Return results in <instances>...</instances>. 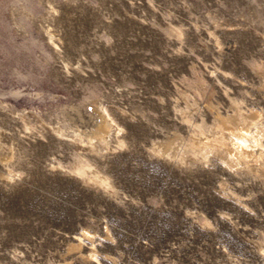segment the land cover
I'll return each mask as SVG.
<instances>
[{
	"label": "rangeland",
	"instance_id": "374dc122",
	"mask_svg": "<svg viewBox=\"0 0 264 264\" xmlns=\"http://www.w3.org/2000/svg\"><path fill=\"white\" fill-rule=\"evenodd\" d=\"M262 83L264 0H0V264H60L82 229L108 230L103 264H262L264 159L240 175L177 162L187 133L212 131L208 102L264 119ZM103 111L109 150L87 152L74 135ZM174 133L172 158L151 153Z\"/></svg>",
	"mask_w": 264,
	"mask_h": 264
},
{
	"label": "bare ground",
	"instance_id": "6f19581e",
	"mask_svg": "<svg viewBox=\"0 0 264 264\" xmlns=\"http://www.w3.org/2000/svg\"><path fill=\"white\" fill-rule=\"evenodd\" d=\"M48 37L51 40L53 38V35L51 33H48ZM237 82H234V83H237ZM262 84H264V83H262ZM261 86L262 85H260V87ZM252 89L256 90V89H254V86ZM262 89H263V87H262ZM257 90H256V92L260 93L259 99H263V102H264V91L262 90V92H259ZM221 93L224 94L223 92H221ZM261 94H262V96H261ZM226 97L229 99V105H230V108L228 107L229 105H227L228 108L225 107V108H227V110H225V109L223 111H221L220 109L218 110L217 109L218 105L214 106L212 104V102L211 103L208 102L207 106L209 107L210 111L212 112V119H213L212 131L210 128V129H208L210 132L207 131L206 129H204V130H206L207 132H203L202 130H201L202 132H199L200 130L198 129V131H197L198 133H196L195 130H194L195 132L192 134L187 133L188 134V136H187L188 138L186 140L187 144L184 145V148H182V150L184 149V151H186V152L181 151L182 153L180 154V156L178 155L180 160H177V162L181 161V162L186 163L188 165L189 163L194 164L195 162H198V161L204 162V160H206L207 158L208 159L214 158L213 161L216 160L221 165L222 170H225L226 172H230V174L231 173L232 174L237 173L240 175V174L244 173L245 171H246L245 173H247V169L248 170L250 169L249 167H253V165H255V167L258 166L256 164H258L257 162L259 160H261L260 158L264 159V140H263L264 139V119L260 115V114L263 115V113H260V109L258 110L259 111L258 112L257 108L256 109L255 108H248V109L246 108L245 110H243L242 109L243 104L241 105L242 108H240L238 103L235 101L236 98L232 99L229 96H226ZM263 102H262V104H263ZM246 107H248V106H246ZM261 107H262V105H261ZM221 109H222V107H221ZM185 111H187V110H185ZM182 112H184V111H182ZM96 116H97L98 120L95 123L93 128H91L90 130H80V129L77 131L75 130L76 131V133L74 135V137H76L75 140H77V142L79 144L82 143L81 145L85 146L84 148L86 149L87 152H93V150L96 147H100L102 149L109 150L108 149L109 147L107 145L108 130L113 125V122L111 121V119H110V117L106 111L96 112ZM184 119H188V117H186V118L184 117ZM190 120H191V118H190ZM200 121H198V122H200ZM202 122H203V120H202ZM200 124H201V126H198L197 128L200 127V129H201V127H203L206 123L205 124L200 123ZM192 126H194V125H192ZM195 126H197V125H195ZM193 128H196V127H193ZM55 129L57 130V128H55ZM119 131H120V129L118 127H115V132L118 133ZM189 134H190V136H189ZM179 135L174 133V134H172V136H167L165 139H162V140H156V138H155L153 143L150 145L151 153L153 152V155L155 154V156H158V157L159 156H162V157L165 156L166 159L172 158V156L176 152V149L178 146L177 144L179 142V138H178ZM177 138H178V140H177ZM180 138H181V136H180ZM77 142H76V144H77ZM119 143L121 144L120 140H119ZM149 155L151 156V154H149ZM155 156H154V158H155ZM158 159H160V158H158ZM6 160H7V157L2 156L0 154V163L1 162L4 163ZM164 161H166V160H164ZM210 163H212V161ZM258 171L260 172V170H257V172ZM75 172L78 175L82 176L86 182H88L92 186L94 185L95 187H100V186L102 187L103 185H106V182H108V181H106L105 176H103L98 170H96L94 167L90 166L89 164H83V165L78 166L75 169ZM254 173L255 172H253L252 174L254 175ZM10 174L11 173L8 172V175H10ZM8 175L5 176V175L0 173L1 177L2 176L8 177ZM243 175H242V177H243ZM244 176H246V175H244ZM235 179L236 178L234 177L232 180L233 183H234ZM218 185H219L218 187H220L222 189V187L224 185L225 186L227 185V182L225 184V180L224 181L221 180ZM234 185H236V181H235ZM226 188H228V186L224 187V189H226ZM221 189H220V191H221ZM228 189H230V188H228ZM218 190L216 191L217 193L220 192ZM221 192H223V191H221ZM221 192L218 193V197L222 196V197L227 198V200H229L231 202V204H234L236 209L238 208L239 211L244 212V214H246L247 216H250V214H253L252 212H249L250 210L248 211V209L246 207V203H244V200H246V198L243 199L244 196L240 195L241 193L240 194L238 193L240 196L236 195L231 189L226 190L224 193H221ZM241 196H243V198ZM224 202H226V201H224ZM226 204H228V203H226ZM224 213L223 212L218 213V218H220V220L222 222H226L228 225L229 219L226 217V215ZM187 220H188V218H187ZM229 224H230V222H229ZM241 228H243V227L241 226ZM100 230H101V228H100ZM105 230L106 229L101 230L98 234H95L92 231L90 232L87 229H82V232H80V233L76 232L77 234H75L74 236H72L69 239L67 247L65 249L66 254L64 255V257L62 256L63 259H62V263H60V264H69L68 259L72 258V257L77 258L78 260H80V262L81 261H83V262L88 261L90 264L107 263V260L108 259L110 260L111 257L109 255H107V253H103V251L102 252L100 251L101 253L99 254L98 253L99 251L96 250L97 247L95 248L96 245L94 244V242H96V241L107 242L110 234L107 232L108 230L107 231H105ZM81 244L85 245V247L83 249L82 248L79 249V246H81ZM261 248H259L257 251H254V252H258L256 254L258 257L259 256L261 257V259H260L261 263L264 264V250H263V248L262 249ZM71 251H74V253L71 254L70 253Z\"/></svg>",
	"mask_w": 264,
	"mask_h": 264
}]
</instances>
